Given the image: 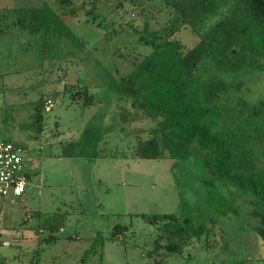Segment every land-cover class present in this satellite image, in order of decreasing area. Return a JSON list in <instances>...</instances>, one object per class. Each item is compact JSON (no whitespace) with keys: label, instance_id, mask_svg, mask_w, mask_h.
Wrapping results in <instances>:
<instances>
[{"label":"rangeland","instance_id":"1","mask_svg":"<svg viewBox=\"0 0 264 264\" xmlns=\"http://www.w3.org/2000/svg\"><path fill=\"white\" fill-rule=\"evenodd\" d=\"M73 1L87 3L75 16L62 14L58 0H0V141L20 146L33 174L21 197L0 201V264H153L155 229L141 215L163 214L206 228L167 264H264L250 194L210 177L195 154L174 167L167 152L152 160L133 155L153 122L132 110L112 81L150 49L131 34L104 37L112 23L127 21L118 0L97 5L107 30L85 20L91 0ZM143 1L146 9L152 4ZM26 8L41 9L55 30L43 38L14 26ZM175 37L188 48L198 42L188 27ZM117 48L123 56L114 54ZM74 87H87L94 103L72 101ZM239 97L251 105L264 101V74L249 79ZM42 100L51 105L38 113V132ZM125 112L129 117L120 119ZM263 121L256 129L237 124L241 139L264 131ZM249 140L250 163L264 173V136ZM117 225L127 231L112 239Z\"/></svg>","mask_w":264,"mask_h":264},{"label":"trees","instance_id":"2","mask_svg":"<svg viewBox=\"0 0 264 264\" xmlns=\"http://www.w3.org/2000/svg\"><path fill=\"white\" fill-rule=\"evenodd\" d=\"M146 1L152 2L147 9L143 0L116 1V9L124 10L122 21H127L112 23L104 34L108 38L131 34L137 44L150 49L141 59L135 56L131 70L112 81L131 109L153 122L149 138L137 140L133 155L152 160L167 152L173 167L177 162L189 161L192 154L198 156L210 177L229 182L252 196L256 210L251 214L260 218L254 231L264 244V173L257 169V162L250 163L253 147L248 142L251 137L257 140L264 136V131L258 129L244 141L239 134L241 127L236 126L261 128L259 122L264 118V101L251 105L239 97L249 79L264 74V0ZM99 2H88L85 20L107 30L105 17L96 13ZM58 3L62 14L70 16L87 4L74 7L73 0ZM127 6L134 18L128 15ZM45 17L39 8L20 9L13 25L45 38L55 30ZM138 20L140 24H135ZM186 27L198 38L191 48L175 37ZM121 42L124 44L125 39ZM119 49L114 54L123 56ZM71 89L72 101L83 102L84 107L94 103L87 87ZM45 104L40 101L35 113L33 126L38 132L43 130L38 113ZM126 115L120 114V119ZM32 175L23 173L27 183ZM141 218L155 229L153 250L148 254L153 264H167L169 256L181 255L192 241L206 233L205 226L194 225L188 216ZM125 231L126 227L117 225L111 238Z\"/></svg>","mask_w":264,"mask_h":264},{"label":"built area","instance_id":"3","mask_svg":"<svg viewBox=\"0 0 264 264\" xmlns=\"http://www.w3.org/2000/svg\"><path fill=\"white\" fill-rule=\"evenodd\" d=\"M45 105H51V101L47 100ZM25 171L22 149L13 142L0 141V199H17L25 193Z\"/></svg>","mask_w":264,"mask_h":264},{"label":"crops","instance_id":"4","mask_svg":"<svg viewBox=\"0 0 264 264\" xmlns=\"http://www.w3.org/2000/svg\"><path fill=\"white\" fill-rule=\"evenodd\" d=\"M20 147V146H19ZM21 148V147H20ZM22 149V148H21ZM31 161L28 159V160H24V167H25V170L27 171V172H29L30 171V169L31 168H29V163H30ZM29 173H32V172H29ZM26 192H27V190H26Z\"/></svg>","mask_w":264,"mask_h":264}]
</instances>
